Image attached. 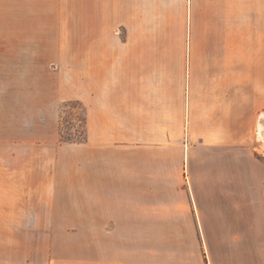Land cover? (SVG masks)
Here are the masks:
<instances>
[{
	"label": "crops",
	"instance_id": "1",
	"mask_svg": "<svg viewBox=\"0 0 264 264\" xmlns=\"http://www.w3.org/2000/svg\"><path fill=\"white\" fill-rule=\"evenodd\" d=\"M96 1L86 25L112 40L64 44L55 76L69 83L65 98L86 97L75 94L78 83L124 89L90 96L88 138L64 150H124V164L105 166L124 180V225L195 224L212 243V264H264V237L248 245L257 235L239 228L263 224L264 205L224 200V189H248L257 161L251 144L264 108V0ZM59 14L57 7L48 16L59 21ZM101 128L124 129L123 145L98 136ZM217 225L232 226V248L221 255L210 228Z\"/></svg>",
	"mask_w": 264,
	"mask_h": 264
},
{
	"label": "rangeland",
	"instance_id": "2",
	"mask_svg": "<svg viewBox=\"0 0 264 264\" xmlns=\"http://www.w3.org/2000/svg\"><path fill=\"white\" fill-rule=\"evenodd\" d=\"M92 2L98 1L0 0V264H212V243L201 240L195 224L124 225V180L119 168L105 167L106 160L124 164V150H64L88 138L90 96L100 88L124 89L121 83H92L100 88L84 90L78 83L75 94L86 97L65 98L69 83L55 76L64 44L112 40L86 25ZM57 7L59 21L48 16ZM259 113L252 130L253 178L248 189H224L226 201L264 205V145L257 133L264 108ZM97 132L123 145L124 129ZM81 170L84 176L70 175ZM210 228L219 235L220 255L232 248V226ZM239 228L257 235L248 245L260 244L264 215L263 224Z\"/></svg>",
	"mask_w": 264,
	"mask_h": 264
},
{
	"label": "bare ground",
	"instance_id": "3",
	"mask_svg": "<svg viewBox=\"0 0 264 264\" xmlns=\"http://www.w3.org/2000/svg\"><path fill=\"white\" fill-rule=\"evenodd\" d=\"M257 133L259 134L258 137L262 139L264 145V115L262 117V120L259 122Z\"/></svg>",
	"mask_w": 264,
	"mask_h": 264
}]
</instances>
